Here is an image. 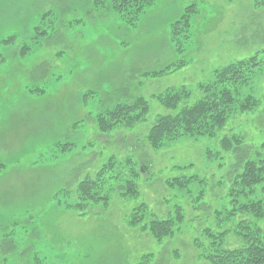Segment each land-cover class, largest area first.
<instances>
[{
    "label": "rangeland",
    "instance_id": "374dc122",
    "mask_svg": "<svg viewBox=\"0 0 264 264\" xmlns=\"http://www.w3.org/2000/svg\"><path fill=\"white\" fill-rule=\"evenodd\" d=\"M191 5L176 42L172 25ZM0 54V264H138L147 255L150 264H208L193 241L206 244L203 230L233 213L230 181L264 145V8L254 0H152L129 19L111 0H0ZM253 56L260 66L235 97L257 99L255 110L232 113L214 138L149 147L159 117L200 100L199 86L217 69ZM179 88L189 98L176 111L155 100ZM138 98L149 105L144 122L98 132L99 114ZM223 137L241 139L240 149L223 151ZM106 165L108 203L77 210L78 184ZM133 168L135 197L122 187ZM177 178L192 181L167 186ZM238 201H262L264 212V183ZM140 205L158 219H174L179 207L183 222L157 243L128 226ZM256 224L264 241V218ZM240 244L234 231L223 242Z\"/></svg>",
    "mask_w": 264,
    "mask_h": 264
},
{
    "label": "trees",
    "instance_id": "16d2710c",
    "mask_svg": "<svg viewBox=\"0 0 264 264\" xmlns=\"http://www.w3.org/2000/svg\"><path fill=\"white\" fill-rule=\"evenodd\" d=\"M151 1L111 0L114 10L122 17L129 19H133L144 6L150 5ZM254 6L264 8V0H254ZM192 12L193 5L186 8L180 19L172 25V36L176 42H178L180 32L184 29L187 30V17ZM27 51L23 47L20 56H24ZM3 61L0 57V64ZM175 66L182 67L183 63ZM259 66L260 62L257 56H253L217 69L211 83L199 86V91L203 95L200 100L192 105L183 106L175 115L161 116L156 120L148 131L147 142L149 147L159 149L163 142L176 141L184 136L214 138L216 133L224 128L232 113L244 114L255 110L258 106L257 99L249 96L241 101L237 100L235 95L238 94L240 86H245L250 81ZM167 70L151 76L158 77L166 73ZM188 98L189 94L184 88L171 89L155 96V100L163 108L172 111H176L178 105ZM148 112V102L143 98L126 104H117L110 111L102 112L96 117L98 132L101 135L109 134L118 126L131 129L144 122ZM241 144V139L237 137H223L220 140V148L225 152L239 150ZM108 166H103L95 173L94 177H86L78 184L76 188L78 202L75 205L77 210L82 212L87 209L88 205L98 203L106 205L108 203L106 177L108 172H112ZM130 175V179H127L122 186L125 191L123 194L135 197L139 171L133 168ZM191 181L177 178L166 182L168 187H177L182 190ZM230 182V190L227 196L231 198V207L235 206L233 213L229 212L224 219L221 218L224 225L216 220V230L210 228L203 230L206 244H203L199 239H194L193 245L197 257L208 264H264L263 233L256 224L264 218L262 201H250L244 204H240L238 201L239 197L246 199L252 196L254 188L264 183V145L260 147L259 152H256L253 159L246 160L240 166V170L235 172ZM237 214L241 215V219L233 227L234 230L231 227H226L229 222L232 223L233 216ZM174 215V219L169 217L158 219L148 213L145 205H140L130 214L128 226L134 230L148 232L154 241L162 243L164 240L172 238L175 226H179L183 222V214L179 207L175 208ZM218 216L220 217L221 213ZM230 231H234L240 241L241 246L239 248H224V238ZM151 258V255L143 256L138 264H150Z\"/></svg>",
    "mask_w": 264,
    "mask_h": 264
}]
</instances>
